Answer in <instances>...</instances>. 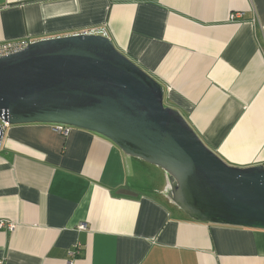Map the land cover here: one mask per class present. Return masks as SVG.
<instances>
[{"label": "crops", "instance_id": "crops-1", "mask_svg": "<svg viewBox=\"0 0 264 264\" xmlns=\"http://www.w3.org/2000/svg\"><path fill=\"white\" fill-rule=\"evenodd\" d=\"M84 32L154 78L225 163L264 166V0H0V43ZM169 195L161 168L98 134L10 125L0 264H264V229L194 220Z\"/></svg>", "mask_w": 264, "mask_h": 264}, {"label": "water", "instance_id": "water-1", "mask_svg": "<svg viewBox=\"0 0 264 264\" xmlns=\"http://www.w3.org/2000/svg\"><path fill=\"white\" fill-rule=\"evenodd\" d=\"M0 117L8 126L98 134L161 168L170 199L190 218L264 229V166L237 168L220 159L178 111L164 106L163 87L104 36L40 40L0 58Z\"/></svg>", "mask_w": 264, "mask_h": 264}, {"label": "built area", "instance_id": "built-area-1", "mask_svg": "<svg viewBox=\"0 0 264 264\" xmlns=\"http://www.w3.org/2000/svg\"><path fill=\"white\" fill-rule=\"evenodd\" d=\"M231 18H233V16ZM84 34H88V33L84 32ZM30 43L31 42L28 39H20L12 42H2L0 43V58L21 52L24 49H26ZM6 127H8V124L4 122V120L0 117V143ZM52 129L54 132L66 136L70 131L71 127L63 126V125H52ZM3 226L4 223L0 222V227ZM7 228L11 229L12 227L8 225ZM67 264H72V263L68 262Z\"/></svg>", "mask_w": 264, "mask_h": 264}, {"label": "rangeland", "instance_id": "rangeland-1", "mask_svg": "<svg viewBox=\"0 0 264 264\" xmlns=\"http://www.w3.org/2000/svg\"><path fill=\"white\" fill-rule=\"evenodd\" d=\"M163 103H164V101H163ZM164 106H165V103H164Z\"/></svg>", "mask_w": 264, "mask_h": 264}]
</instances>
